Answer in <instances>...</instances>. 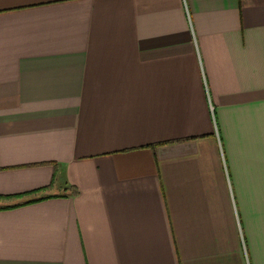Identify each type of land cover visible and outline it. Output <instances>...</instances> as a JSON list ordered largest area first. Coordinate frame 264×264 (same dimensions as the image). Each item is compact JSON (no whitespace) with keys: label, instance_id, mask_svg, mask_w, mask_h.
<instances>
[{"label":"crops","instance_id":"1","mask_svg":"<svg viewBox=\"0 0 264 264\" xmlns=\"http://www.w3.org/2000/svg\"><path fill=\"white\" fill-rule=\"evenodd\" d=\"M0 264H264V0H0Z\"/></svg>","mask_w":264,"mask_h":264}]
</instances>
